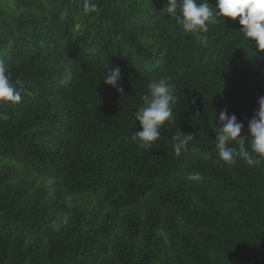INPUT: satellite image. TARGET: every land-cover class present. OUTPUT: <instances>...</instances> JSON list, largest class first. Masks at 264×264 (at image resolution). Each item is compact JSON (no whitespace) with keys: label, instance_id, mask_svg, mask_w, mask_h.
Here are the masks:
<instances>
[{"label":"trees","instance_id":"trees-1","mask_svg":"<svg viewBox=\"0 0 264 264\" xmlns=\"http://www.w3.org/2000/svg\"><path fill=\"white\" fill-rule=\"evenodd\" d=\"M9 1L0 61L21 100L0 101V264H264V160L226 165L214 140L225 109L247 135L264 96L239 17L202 46L166 0ZM161 77L178 99L145 150L134 114ZM180 131L195 139L177 156Z\"/></svg>","mask_w":264,"mask_h":264},{"label":"clouds","instance_id":"clouds-1","mask_svg":"<svg viewBox=\"0 0 264 264\" xmlns=\"http://www.w3.org/2000/svg\"><path fill=\"white\" fill-rule=\"evenodd\" d=\"M85 13L94 12L97 5L86 2L83 5ZM161 10L165 15L175 17L177 23L186 33L195 36L202 45H207L208 25L228 17L241 26L240 32L257 52H264V0H215V6L210 7L209 0H166ZM178 13V14H177ZM70 77L65 79L67 83ZM121 70L119 67H109L102 79L105 85L115 88L124 95V89L119 86ZM170 77L152 79L147 85V93L142 97L143 105L135 112L139 130L132 136V140L141 149H150L161 133L160 128L166 121L173 119L172 108L178 97ZM22 87V85H21ZM20 92L10 82L5 64L0 61V101L19 102ZM258 110L247 123V135H241L244 124L237 121L234 114L221 110L218 116L217 132L215 134V149L220 161L226 165L243 160L247 166H260L264 160V96L257 100ZM250 138V149L246 147V139ZM174 152L179 156L187 151L189 142L194 140L191 134L180 131L174 138ZM205 158H208L207 155ZM193 179H201L197 173Z\"/></svg>","mask_w":264,"mask_h":264},{"label":"rangeland","instance_id":"rangeland-1","mask_svg":"<svg viewBox=\"0 0 264 264\" xmlns=\"http://www.w3.org/2000/svg\"><path fill=\"white\" fill-rule=\"evenodd\" d=\"M7 3H10L9 0H0V6H5Z\"/></svg>","mask_w":264,"mask_h":264}]
</instances>
